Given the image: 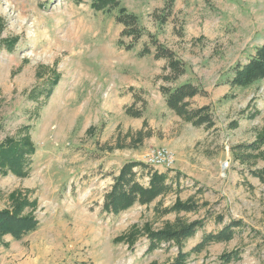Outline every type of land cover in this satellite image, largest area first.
<instances>
[{"label":"rangeland","instance_id":"374dc122","mask_svg":"<svg viewBox=\"0 0 264 264\" xmlns=\"http://www.w3.org/2000/svg\"><path fill=\"white\" fill-rule=\"evenodd\" d=\"M92 2L0 0V142L35 149L27 176L0 174V211L26 203L22 214L38 220L21 240L0 238V264H166L178 248L148 253V234L178 221L204 222L185 244L188 264H264V184L251 173L264 168V146L239 150L264 136V79L227 83L264 44V0H123L185 62L176 82L164 80L166 60L140 56L146 45L154 52L147 36L127 49L117 11ZM184 83L203 88L190 103L211 107L212 129L168 108L162 88ZM161 150L169 169L149 163ZM130 162L167 173L173 190L109 214L105 196ZM177 203L193 210H172ZM232 222L241 225L231 241L192 252ZM231 252L240 258L224 263Z\"/></svg>","mask_w":264,"mask_h":264},{"label":"trees","instance_id":"16d2710c","mask_svg":"<svg viewBox=\"0 0 264 264\" xmlns=\"http://www.w3.org/2000/svg\"><path fill=\"white\" fill-rule=\"evenodd\" d=\"M123 0H93L92 8L97 11H117L116 21L124 27L122 37L130 38L131 44L127 49L134 46L145 36H147L154 48L146 45L140 56L154 53L156 59L167 61L168 74L164 77L166 82H176L186 73L187 66L167 46L161 44L159 40L140 25L138 16L129 13L122 8ZM264 79V44L257 48L255 55L245 64H238L233 68L232 76L227 83L232 87H248ZM166 96V104L170 110L175 112L183 120L194 126L212 129L215 126V119L210 106L202 108H192L191 99L198 95L205 94L202 87L193 83H184L174 88H162ZM129 114L135 118L142 116L140 112L130 110ZM264 146V136L256 142L246 146H240L243 152L257 151ZM35 149L29 141H15L7 139L0 142V174L12 173L18 177L28 175L30 168V158ZM243 154V153H241ZM136 169H138L136 171ZM252 175L264 184V168L251 171ZM145 174L149 181L144 185L140 181V176ZM176 179L177 176L175 177ZM173 181V180H171ZM167 173L147 170V166L141 162L126 163L118 176L114 178V184L105 196L104 210L113 215H118L133 207L135 204L148 205L158 197L168 194L173 190V182ZM26 203H17L14 210L0 211V238L8 235L15 240H21L27 234L34 232L38 227V220L34 215L22 214ZM29 205V204H28ZM24 207V208H23ZM172 210L191 211L190 204L177 203ZM241 222H232L218 232L205 234L201 241L192 249V252H202L207 246L214 243H224L231 241L235 236V229ZM204 228L203 221H195L189 224L178 221L172 226L148 234V253L160 248L163 243H173L178 248V253L174 260L166 264H188L191 253L185 252L186 242L193 238L198 231ZM240 258L238 252L224 254L221 259L224 263H230ZM158 264V263H155Z\"/></svg>","mask_w":264,"mask_h":264},{"label":"built area","instance_id":"2783aa9c","mask_svg":"<svg viewBox=\"0 0 264 264\" xmlns=\"http://www.w3.org/2000/svg\"><path fill=\"white\" fill-rule=\"evenodd\" d=\"M149 163L154 167H164L169 169L173 165V160L168 151L161 150L157 155L150 158Z\"/></svg>","mask_w":264,"mask_h":264}]
</instances>
